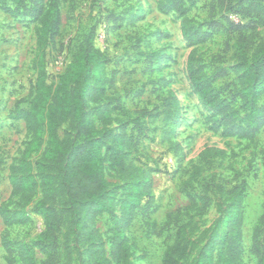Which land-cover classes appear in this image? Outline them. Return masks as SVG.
<instances>
[{
  "label": "rangeland",
  "instance_id": "rangeland-1",
  "mask_svg": "<svg viewBox=\"0 0 264 264\" xmlns=\"http://www.w3.org/2000/svg\"><path fill=\"white\" fill-rule=\"evenodd\" d=\"M183 1L188 19L209 36L196 48L183 38L184 18L159 0H59L61 32L47 49L50 83L94 32L95 46L109 59L106 71L112 85L104 101L112 117L108 127L131 144L133 164L153 172L151 202L146 206L150 198H145L143 203L146 210L124 216L115 202L112 215L89 211L79 245L71 232V217L63 214L60 264H95L100 252L109 264H124L125 260L166 264L168 249L174 246L183 253L178 264H192L208 243L221 216L220 207L229 206V193L243 183V260L259 264L253 236L264 213V127L253 140L228 134L230 126L201 101L188 75V59L195 50L204 76L223 99L232 102L241 122L244 114L236 97L238 71L243 66L237 47L240 34L226 21L223 3L227 5V0ZM48 3L40 0L43 10ZM34 4L35 0H22L21 5L0 0V264H8L5 242H11L18 252L23 242L33 243L44 232V219L33 211L43 199L42 191L28 208L29 221L17 217L19 201L12 194L13 169L33 138V127L16 114L29 108L36 95L33 63L38 20L28 15ZM212 22L216 24L213 28ZM255 22L256 30L244 34L257 44L264 38V23ZM173 102H177V111ZM259 104L264 105V96ZM60 136L72 140L74 132L67 126ZM46 147L34 156L35 162ZM207 148L224 150L227 157L202 160L201 153ZM106 168L107 180L115 188L120 181L108 163ZM186 191L197 196L208 192L210 204L204 213L199 212L202 203L193 206ZM56 208L65 210L62 196ZM115 227L125 237L119 248L114 247ZM36 256L39 261L44 259L38 250Z\"/></svg>",
  "mask_w": 264,
  "mask_h": 264
},
{
  "label": "trees",
  "instance_id": "trees-1",
  "mask_svg": "<svg viewBox=\"0 0 264 264\" xmlns=\"http://www.w3.org/2000/svg\"><path fill=\"white\" fill-rule=\"evenodd\" d=\"M12 1L22 4V0ZM159 1L184 18L182 35L188 45L196 48L206 42L208 33L194 27L187 17V10L183 8V0ZM227 1V5L223 3L226 21L240 34L237 47L243 66L238 71L239 90L236 97L244 119L240 122V113L234 111L232 102L223 99L206 79L195 60V50L188 59V75L201 101L222 115L230 126L228 134L253 140L264 127V105L259 104L264 96V38L255 44L244 33L256 30L255 21L264 23V0ZM28 15H36L38 20L37 54L33 63L37 73L36 95L29 108L19 109L16 117L33 127V138L23 152L19 166L13 169L12 194L19 201L17 217L29 221L28 208L34 203L37 193L42 191L43 199L35 203L33 211L44 219V232L33 243L23 242L18 252L14 251L9 241L5 242V249L8 264H60L59 236L63 214L71 217V232L74 242L79 245L83 238V220L89 211L112 215L117 205L124 216H129L139 209L146 210L143 203L145 198H150L146 206L151 202L153 172L135 166L131 161V144L122 136L114 135L108 127L112 117L104 101L107 87L112 85L106 71L109 59L95 46L94 32L85 37L72 61L56 76V81L50 83L47 49L61 32L60 2L49 0L43 10L40 0H35ZM215 25L212 22L210 27ZM171 105L177 111V102ZM96 122L102 126L101 130ZM67 126L74 132L72 140H64L60 136L61 129ZM44 146L47 147L42 158L35 162L34 156ZM225 157L226 151L218 148H207L201 153L202 160ZM107 163L120 181L115 188L107 180ZM245 192L246 184L243 183L229 193V206L220 207L221 216L214 224L208 243L192 264H245L242 234ZM186 194L193 206L202 203L199 212L204 213L209 207L208 192L204 196L187 191ZM59 196L64 198L65 210L56 208ZM8 223L13 225V219H9ZM185 229L184 226L180 231ZM113 231L116 232L114 247L119 248L125 237L120 227H115ZM253 241V252L259 258V264H264V213L255 229ZM36 250L43 255V260H38ZM182 254L179 246L169 248L166 264H178ZM95 264H109L103 252L95 258ZM124 264L130 263L125 260Z\"/></svg>",
  "mask_w": 264,
  "mask_h": 264
},
{
  "label": "built area",
  "instance_id": "built-area-1",
  "mask_svg": "<svg viewBox=\"0 0 264 264\" xmlns=\"http://www.w3.org/2000/svg\"><path fill=\"white\" fill-rule=\"evenodd\" d=\"M236 21H238V18L237 17H234Z\"/></svg>",
  "mask_w": 264,
  "mask_h": 264
}]
</instances>
